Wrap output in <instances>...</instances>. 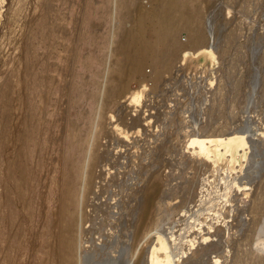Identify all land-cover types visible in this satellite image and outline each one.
<instances>
[{
	"label": "rangeland",
	"instance_id": "rangeland-1",
	"mask_svg": "<svg viewBox=\"0 0 264 264\" xmlns=\"http://www.w3.org/2000/svg\"><path fill=\"white\" fill-rule=\"evenodd\" d=\"M121 1L124 6L120 5ZM152 2L0 0V88L10 82L15 64L25 56L35 22L50 21V29L60 31L57 36L63 39L84 38L81 53L96 61L99 55L107 54L110 36L114 33L116 42L121 29L135 28L136 12L150 11ZM176 4L180 21L195 8L200 11L203 19L199 28L208 33L216 61L191 54L182 58L180 52L161 80L155 81L151 77L155 65L147 60L141 71L142 77H146L147 90L142 99L146 107L140 111V124L145 126L156 118L155 114L160 115L161 120L141 135L122 133L116 126H106L107 120L115 115L105 113L109 105L104 95L101 116L97 120L96 134L99 135L91 140L94 146L90 162L96 158L98 168L109 162L110 170L102 186L83 194V198L91 201L103 192L96 213L80 205L83 211L77 215L81 219L78 233L81 231L79 254L83 264H120L125 243H131L129 257L133 264H264V202H254L264 192V0H189L184 3L177 0ZM125 14L131 18L123 20ZM150 30L148 23L144 35L148 41H153ZM191 42L187 31L178 33L177 45L181 50ZM51 43L55 45L54 41ZM110 51L105 59L110 58ZM61 56L65 58L64 53ZM135 78L128 81L127 90L131 93L139 89L140 75ZM184 79L189 81L185 83ZM118 100L116 98L115 102ZM132 114L138 115V112L129 113L128 123ZM5 120L3 117L1 122ZM111 129L116 130L118 138L114 145L120 149L114 148L116 152L108 154L107 134L103 132ZM6 157L5 151L3 158ZM3 173L0 165V174ZM155 184L158 190L153 202L160 201L159 211L152 207L147 213L144 203L150 187H156ZM42 190L40 187L39 196L47 193ZM2 192L0 180V198ZM33 202L31 223L19 200L8 205L17 207L16 223L21 230L16 253L12 249L8 253L10 264H29L28 242L34 240L38 249L48 239L42 225L47 205L38 196ZM50 209L53 211V206ZM100 211H103L101 216ZM151 212L154 215L151 216ZM157 223L169 233L177 262L155 242L154 236L153 244L148 245L152 237L144 234V230L154 229ZM125 227L128 229L124 230ZM4 246L5 243H0L1 248ZM35 254L38 257L40 251ZM3 257L0 252V264H9Z\"/></svg>",
	"mask_w": 264,
	"mask_h": 264
},
{
	"label": "bare ground",
	"instance_id": "bare-ground-1",
	"mask_svg": "<svg viewBox=\"0 0 264 264\" xmlns=\"http://www.w3.org/2000/svg\"><path fill=\"white\" fill-rule=\"evenodd\" d=\"M152 1L153 7H150V11L147 9L146 13L140 14L136 12L138 18L135 17L137 15H133L135 20L137 19L135 28L121 29L119 40L116 42L114 33L110 36L108 49L106 48L107 54L99 55L96 61H93L90 55L81 53L84 38L81 40L65 38V40L57 36L60 31L56 28L53 31L50 29V21H33L35 23L31 27L30 42H28L29 46L25 56L15 64L10 82L4 88H0V165L4 170V173L0 174L3 186L0 198V243H5L3 248L0 247V252L9 264L11 258L8 257V253L11 249L16 253V242L20 239L21 230L17 228L16 223L17 207L12 208L8 205L11 201L19 200V204L26 208L31 223L34 216L33 199L35 196L42 198L47 205L42 225L45 228L44 235H47L48 239H45L38 249L34 240L28 242L29 264H83L81 254H79L81 231L78 233L81 219L77 215L82 214L83 205L86 210L90 209L96 213L99 207V197L103 192L100 196L98 195L97 199L95 198L96 200L91 201L83 198V194L102 186L109 178L110 170L109 162L103 168L96 167V158L90 162L92 146H94L91 140L99 135L96 134L99 126L97 120L101 116L99 115L100 105L104 95L105 102L109 105L107 109L105 108V113L115 115L112 120H107L106 126H116L122 133L135 132L141 135L147 133L148 129L154 128L155 122L161 120L160 115L155 114L154 120L148 121L145 126L140 124V111L145 106L142 99L147 90L144 86L146 77H142L141 71L147 60H151L150 63L155 65V70H152L153 76L151 75L155 81L161 80L162 74L170 69L180 52H182V58L191 54L195 57L205 56L212 62L216 61L214 51L208 43V33L205 34L199 28L202 16L197 8L186 13V19L180 21L175 11L177 0ZM178 1L184 3L189 0ZM120 5L124 6L123 1ZM129 16L125 14L123 20H129L131 18ZM148 23L151 25L150 36L154 38L153 41H148L144 35L145 25ZM181 30L187 31L192 37L191 44L183 50L177 45V35ZM51 41H54L55 45ZM109 50H111V56L105 59ZM63 53L64 59L61 56ZM138 75H140V79L137 78L139 89L131 93L127 90L128 81ZM116 98L119 99L117 102H115ZM76 105L79 107L77 108ZM156 110L158 111L157 108ZM130 112H138V115L132 114L128 123L127 116ZM3 117L6 120L2 123ZM115 131L111 129L106 133L103 132L104 135L107 134L108 142L105 149L110 154L116 152L117 148L120 149L114 145L118 138ZM103 134L100 133V136ZM118 144L121 145L122 142ZM5 151L7 152L6 159L3 158ZM40 187L43 188L42 191H47L43 196H39ZM152 187H150L148 199L144 201V210L147 213L153 208L158 212L160 207L159 200L156 203L153 202L158 185ZM254 202L263 203L264 192L259 198L256 197ZM50 206H53V211ZM36 212H38L37 209ZM101 212L103 213L100 211L99 214ZM153 213L151 212L150 215L152 216ZM127 229L125 227L124 230ZM29 231H32L31 226ZM144 234L154 236L155 242L163 246L172 261H178L173 255L169 233L163 226L161 227V223H157L154 229L147 227ZM153 239L152 237L148 245L153 244ZM140 242L142 243L143 240ZM130 246L131 243H125L123 255L119 260L120 264H133L132 257H129ZM37 250L40 251L38 257L35 256Z\"/></svg>",
	"mask_w": 264,
	"mask_h": 264
}]
</instances>
